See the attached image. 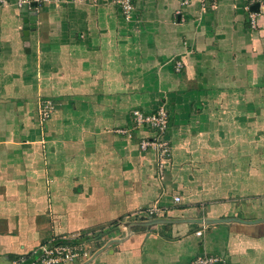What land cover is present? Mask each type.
I'll list each match as a JSON object with an SVG mask.
<instances>
[{
	"label": "crops",
	"instance_id": "crops-1",
	"mask_svg": "<svg viewBox=\"0 0 264 264\" xmlns=\"http://www.w3.org/2000/svg\"><path fill=\"white\" fill-rule=\"evenodd\" d=\"M4 1L0 264L77 236L88 264H264V15L252 30L247 0H133L130 18L117 0ZM160 106L162 163L140 147L152 131L118 132ZM156 201L167 223L137 225Z\"/></svg>",
	"mask_w": 264,
	"mask_h": 264
},
{
	"label": "built area",
	"instance_id": "built-area-1",
	"mask_svg": "<svg viewBox=\"0 0 264 264\" xmlns=\"http://www.w3.org/2000/svg\"><path fill=\"white\" fill-rule=\"evenodd\" d=\"M38 1V0H37ZM48 1V0H43ZM207 2V0H204ZM214 5L218 0H213ZM1 4H4V0H0ZM29 1L19 0V7L23 8L27 6ZM117 4L120 6L122 12L130 18L134 4L133 0H117ZM255 4H259V11L254 12L251 7ZM246 10L248 12V24L252 30H256L259 27V19L264 15V0H247ZM181 69V64H178V71ZM55 111V105L52 100H43L39 106V116L41 122L48 121ZM132 128L128 130H118L121 134H128L129 131L135 132L136 130L145 129L150 130L154 134L151 137L141 140L140 147L142 151L152 150L157 153L158 159L162 163L165 160L170 159L172 156L171 140L169 139V129L171 126V115L164 107H158L151 112H145L141 110H134L132 112ZM176 202L180 201V198H175ZM162 209L159 205V201L149 205L136 214V217L141 216L157 218L162 215ZM197 236L202 235V231L196 233ZM91 235H89L90 237ZM95 252L91 247L89 239L77 236L74 238H61L52 239L51 241L41 245L37 250L33 252V257L29 260L26 257H22L17 260L16 264H88L93 259ZM218 259L209 256H202L190 264H217Z\"/></svg>",
	"mask_w": 264,
	"mask_h": 264
},
{
	"label": "water",
	"instance_id": "water-1",
	"mask_svg": "<svg viewBox=\"0 0 264 264\" xmlns=\"http://www.w3.org/2000/svg\"><path fill=\"white\" fill-rule=\"evenodd\" d=\"M251 10L254 11V12H258L259 11V4L253 5L251 7ZM25 34L28 35L29 33L26 31ZM218 222H220V221H215L214 223H218ZM164 223H167V221H163V220L156 219V220L146 221V222H142V223H137V225H141V226H153V225L164 224Z\"/></svg>",
	"mask_w": 264,
	"mask_h": 264
},
{
	"label": "rangeland",
	"instance_id": "rangeland-1",
	"mask_svg": "<svg viewBox=\"0 0 264 264\" xmlns=\"http://www.w3.org/2000/svg\"><path fill=\"white\" fill-rule=\"evenodd\" d=\"M127 17V16H126ZM128 18V17H127ZM48 100V99H47ZM49 100H51V99H49ZM53 101V103H54V100H52ZM161 107V106H160ZM154 110H156V109H154ZM144 139V138H143ZM147 207V206H146ZM145 208V207H144ZM143 209V208H142ZM139 218V217H138ZM154 218H152V217H145V216H141V218H140V221H142V222H146V221H151V220H153ZM138 223H140V222H138Z\"/></svg>",
	"mask_w": 264,
	"mask_h": 264
}]
</instances>
